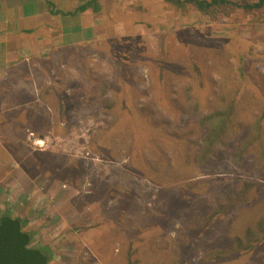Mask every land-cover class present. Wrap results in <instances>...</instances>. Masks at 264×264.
Segmentation results:
<instances>
[{"label": "rangeland", "instance_id": "rangeland-1", "mask_svg": "<svg viewBox=\"0 0 264 264\" xmlns=\"http://www.w3.org/2000/svg\"><path fill=\"white\" fill-rule=\"evenodd\" d=\"M50 1L61 12L88 2ZM98 5L78 19L55 15L47 49L34 47L52 61L30 60L25 85L44 98L15 102L19 115L0 111V134L15 127L14 154L39 161L29 175L48 170L62 189L47 204L58 202V231L26 207L44 188H10L2 211L21 205L29 246L47 248L48 264H264V11L213 21L164 0ZM74 20L82 34L67 33L68 48L60 39ZM230 104L225 134L201 158L211 123L200 120Z\"/></svg>", "mask_w": 264, "mask_h": 264}, {"label": "crops", "instance_id": "crops-1", "mask_svg": "<svg viewBox=\"0 0 264 264\" xmlns=\"http://www.w3.org/2000/svg\"><path fill=\"white\" fill-rule=\"evenodd\" d=\"M75 9L76 7H74L72 11ZM55 15H51L50 7L46 3L39 2L38 0H0V111L4 112L7 110L9 113L10 109L7 107H11V112L19 115L22 111H19L20 106L16 105V103H18L17 101L21 103L22 99L27 98L32 102L33 98L35 104L39 105L42 97L44 98L43 94H39V99L36 100L33 95L34 93L30 91V88L25 87V85L28 82L29 84L31 83V70L37 68L35 65H31L30 60L36 59V62L41 60L40 62L43 63L52 61L50 57L52 54L49 53L50 50L48 53H41V49L36 50L34 47H37L35 45H38V47L42 46V49H47L45 44L47 42V31L45 28L47 26L49 27L51 23L57 22V17ZM74 17L78 19V14L70 17L65 16L64 20L67 18L72 19ZM72 22L74 24L71 23V26L66 28L65 35L60 39L62 45L68 46V48L71 47V44L73 43L71 41H74L75 37H72L70 39L71 41L68 42H66V40L69 38L66 37H71L74 34L81 37L82 34L80 22H77V20ZM67 33H73V35ZM37 55L43 59L40 58L39 60ZM43 63L40 64L41 67H44ZM14 108L15 110H13ZM30 114L31 112L29 111L27 116ZM9 123L10 122H7V125ZM6 128L8 129V132H4V135L0 134V197L3 192L14 195L11 193L13 190H10V188H13L14 191L17 192V185L22 187L21 192L24 195L27 193L33 194L34 191L40 187L44 188L46 193L41 196L36 195L39 191H37L36 194H33L34 196L32 197L29 195L26 207L29 212L35 215L45 213L47 215L46 220H48L47 224L50 227L55 224V220L59 218L58 209L60 208L58 202H55L54 204H52V202L50 204L49 202L50 205H47L48 200L51 198L56 199V196L62 193V189L61 187H56L55 181L46 179L47 176H50H44L48 173V170H43L42 175L40 171L36 169L31 176L29 175L31 168H33L31 166L29 168V165L32 163L39 164V161L37 158L31 157L29 154H25L26 150H24L22 157L18 158L13 150L16 140L11 137V133L9 132V129L14 130L15 127L9 125L7 127L5 126V129ZM41 137L42 136H38L35 139L39 141L41 140ZM18 139L19 141L17 142H19V146L25 145L23 143L25 139H22L21 134ZM26 140L28 141V139ZM27 150L30 152L28 147ZM20 163H23L22 167H19ZM36 174H38L40 178L35 179ZM16 178H20L23 181L22 184L19 181L16 182ZM62 183L63 182H60V186ZM23 194H21V197L25 200V197L27 196H24ZM10 200L12 202L11 205L16 207V211L12 209L11 211L8 210L10 213H13L14 211V214L11 213L12 217H18L20 219L26 217L25 215H20L21 205H16L14 199ZM11 205L9 204L8 206L11 207ZM0 210V213L5 212L2 211L1 203ZM8 211L6 210V212ZM41 216L44 215L42 214ZM51 228L55 232L58 231L54 226ZM25 230L27 231V228Z\"/></svg>", "mask_w": 264, "mask_h": 264}, {"label": "trees", "instance_id": "trees-1", "mask_svg": "<svg viewBox=\"0 0 264 264\" xmlns=\"http://www.w3.org/2000/svg\"><path fill=\"white\" fill-rule=\"evenodd\" d=\"M171 4L174 8L182 10L192 9L198 12L201 16L208 17L211 20H220L223 17H227L231 12L235 10H255L261 9L264 11V0H258L254 3L241 4L239 1L233 0H164ZM50 8L53 1L47 0ZM98 0H88V2L79 5L74 11L61 12L59 10L50 9L51 15L62 14V16H72L77 12L91 9V11H97ZM188 7H190L188 9ZM232 115V104L229 105L225 111H218L213 114L207 115L200 120V124L211 123L208 134L203 139V148L201 158L209 155L213 146L218 144L225 134L226 123ZM257 135V133L255 134ZM254 139V138H253ZM253 140H248L243 147L236 151L233 157L239 159L242 152L245 151ZM225 207H220V210H224ZM218 210L215 214L221 213ZM26 220H22L18 217H12L9 212H3L0 215V264H48L50 261V252L47 248L35 249L31 248L30 242L32 239V233L25 230ZM260 227V226H259ZM246 239L251 241L252 231L249 229L246 231ZM236 243L240 244V239L236 238ZM250 250L251 247H246Z\"/></svg>", "mask_w": 264, "mask_h": 264}, {"label": "bare ground", "instance_id": "bare-ground-1", "mask_svg": "<svg viewBox=\"0 0 264 264\" xmlns=\"http://www.w3.org/2000/svg\"><path fill=\"white\" fill-rule=\"evenodd\" d=\"M42 144H43V143H42V142H40V141L36 143V145H42Z\"/></svg>", "mask_w": 264, "mask_h": 264}]
</instances>
